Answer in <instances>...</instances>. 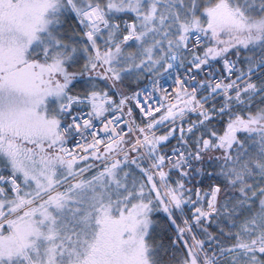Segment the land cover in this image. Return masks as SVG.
<instances>
[{"label": "snow or ice", "instance_id": "obj_1", "mask_svg": "<svg viewBox=\"0 0 264 264\" xmlns=\"http://www.w3.org/2000/svg\"><path fill=\"white\" fill-rule=\"evenodd\" d=\"M0 264H264V0H0Z\"/></svg>", "mask_w": 264, "mask_h": 264}]
</instances>
